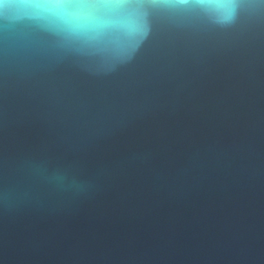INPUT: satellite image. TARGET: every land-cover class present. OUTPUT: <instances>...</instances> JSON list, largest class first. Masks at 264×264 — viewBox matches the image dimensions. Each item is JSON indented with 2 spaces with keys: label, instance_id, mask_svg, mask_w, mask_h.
I'll return each instance as SVG.
<instances>
[{
  "label": "water",
  "instance_id": "95a60500",
  "mask_svg": "<svg viewBox=\"0 0 264 264\" xmlns=\"http://www.w3.org/2000/svg\"><path fill=\"white\" fill-rule=\"evenodd\" d=\"M0 0V264H264V0Z\"/></svg>",
  "mask_w": 264,
  "mask_h": 264
},
{
  "label": "snow or ice",
  "instance_id": "6c2138e0",
  "mask_svg": "<svg viewBox=\"0 0 264 264\" xmlns=\"http://www.w3.org/2000/svg\"><path fill=\"white\" fill-rule=\"evenodd\" d=\"M96 3L98 0H53V3L47 7L49 10H60L68 15L75 13L83 17Z\"/></svg>",
  "mask_w": 264,
  "mask_h": 264
}]
</instances>
